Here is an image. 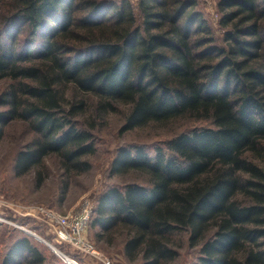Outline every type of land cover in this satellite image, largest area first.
<instances>
[{"label":"trees","instance_id":"1","mask_svg":"<svg viewBox=\"0 0 264 264\" xmlns=\"http://www.w3.org/2000/svg\"><path fill=\"white\" fill-rule=\"evenodd\" d=\"M136 5L138 17L130 0H0V141L13 121L34 136L14 172L51 156L67 173L90 169L92 136L75 124L84 101L68 105V86L101 112L129 106L125 131L205 122L171 139L169 155L119 150L111 175L140 173L147 185L103 192L88 229L130 263L174 261L185 232L199 248L193 264H264V0L217 1L221 45L195 0ZM44 262L24 237L1 264Z\"/></svg>","mask_w":264,"mask_h":264},{"label":"rangeland","instance_id":"2","mask_svg":"<svg viewBox=\"0 0 264 264\" xmlns=\"http://www.w3.org/2000/svg\"><path fill=\"white\" fill-rule=\"evenodd\" d=\"M109 1L118 3L120 0ZM130 1L136 6L135 15L138 17L137 0ZM195 1L197 11L212 28L217 44L221 45L223 30L219 26L218 0ZM7 87L8 81L0 82V95ZM64 92L68 105L84 101L83 109L75 118V124L78 129L89 130L92 136L95 153L83 159L89 163L90 169L78 175L67 173L62 168L61 161L51 156L45 160L41 169L19 177L14 172L16 155L34 136L27 124L21 121H13L4 128L0 141V264L16 240L24 237L40 250L45 258L44 264H70L61 255L76 264H102L98 259L79 254L69 246L58 243L38 209L44 208L68 215L75 212L84 200L95 204L98 197L110 188L122 189L131 183L147 185V177L140 173L111 175V164L119 150L143 148L153 158L155 150L161 148L169 155L166 144L171 139L194 127L209 126L205 122L176 120L166 124L152 123L125 131L123 128L129 106L122 105L115 113L101 112L94 97L78 93L72 86H68ZM38 172L43 175L41 185H38ZM64 186H67V190L63 194ZM187 237L185 232L174 235L178 257L167 264H193L197 261L200 256L199 248L191 249ZM85 238L94 245L99 258L104 261H110L111 264H141L140 260L128 262L119 242L111 246L97 242L89 229ZM48 245L61 255L56 252L55 254Z\"/></svg>","mask_w":264,"mask_h":264},{"label":"built area","instance_id":"3","mask_svg":"<svg viewBox=\"0 0 264 264\" xmlns=\"http://www.w3.org/2000/svg\"><path fill=\"white\" fill-rule=\"evenodd\" d=\"M93 209L94 203L90 200H84L72 214L61 215L44 208H39L38 212L43 215V221L53 231L58 243L69 246L79 254L90 256L95 260L98 259L102 264H111L110 261L99 258V253L94 245L85 238Z\"/></svg>","mask_w":264,"mask_h":264},{"label":"bare ground","instance_id":"4","mask_svg":"<svg viewBox=\"0 0 264 264\" xmlns=\"http://www.w3.org/2000/svg\"><path fill=\"white\" fill-rule=\"evenodd\" d=\"M52 250H53L54 252L58 253L59 255H61L59 252H57V251L55 250V248H54V249L52 248ZM61 256H62V258H63L67 263H70V264H76L73 260H69V259H67L66 256H63V255H61Z\"/></svg>","mask_w":264,"mask_h":264},{"label":"water","instance_id":"5","mask_svg":"<svg viewBox=\"0 0 264 264\" xmlns=\"http://www.w3.org/2000/svg\"><path fill=\"white\" fill-rule=\"evenodd\" d=\"M48 247L52 250V248L48 245ZM53 251V250H52ZM54 252V251H53ZM55 253V252H54ZM56 254V253H55ZM67 263V262H66Z\"/></svg>","mask_w":264,"mask_h":264}]
</instances>
